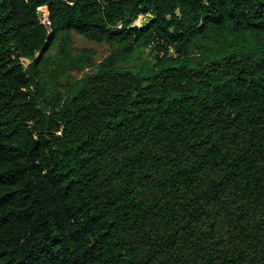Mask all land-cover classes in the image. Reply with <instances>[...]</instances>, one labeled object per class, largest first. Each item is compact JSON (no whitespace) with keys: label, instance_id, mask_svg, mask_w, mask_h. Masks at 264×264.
<instances>
[{"label":"trees","instance_id":"1","mask_svg":"<svg viewBox=\"0 0 264 264\" xmlns=\"http://www.w3.org/2000/svg\"><path fill=\"white\" fill-rule=\"evenodd\" d=\"M0 264H264V0H0Z\"/></svg>","mask_w":264,"mask_h":264},{"label":"rangeland","instance_id":"2","mask_svg":"<svg viewBox=\"0 0 264 264\" xmlns=\"http://www.w3.org/2000/svg\"><path fill=\"white\" fill-rule=\"evenodd\" d=\"M40 12V19L42 24L48 25L49 19H48V11L46 7H42L39 9ZM148 16H140L133 25L137 27H141L147 22ZM70 38L72 41L71 45V52L73 55H78L82 51H86L90 54V65L83 69L82 71H69L67 74H65L61 79L58 80V86L55 88L59 91L64 92V86L67 84L68 81L72 80H78L82 78L86 74L93 73L96 70V67L102 63L104 59H106L113 51V47L106 43H97L94 41H90L80 35H77L75 33L70 34ZM58 46V43L54 45V48L50 50V52L45 56L47 59L45 62L44 69L42 71V75L44 78L47 77L49 71L54 69V66L52 64V60L54 59L56 48ZM154 55V51L151 48L142 50L139 52L135 58L131 61L130 67H138L141 65L144 61H150L152 56ZM24 66L28 65L27 61L23 62Z\"/></svg>","mask_w":264,"mask_h":264},{"label":"water","instance_id":"3","mask_svg":"<svg viewBox=\"0 0 264 264\" xmlns=\"http://www.w3.org/2000/svg\"><path fill=\"white\" fill-rule=\"evenodd\" d=\"M49 25V24H48Z\"/></svg>","mask_w":264,"mask_h":264}]
</instances>
